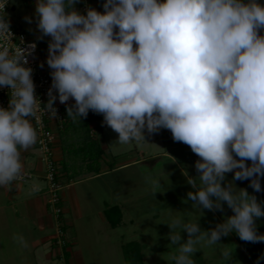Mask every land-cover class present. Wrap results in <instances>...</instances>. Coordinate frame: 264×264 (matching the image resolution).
I'll return each mask as SVG.
<instances>
[{
  "label": "clouds",
  "instance_id": "clouds-1",
  "mask_svg": "<svg viewBox=\"0 0 264 264\" xmlns=\"http://www.w3.org/2000/svg\"><path fill=\"white\" fill-rule=\"evenodd\" d=\"M7 3L0 0V9ZM76 3H36L41 38L50 37L52 85L43 113L57 118L58 99L74 121L89 111L102 114L120 145L146 141L145 130L167 129L199 157L198 176L187 181L194 189L187 200L210 211H223L226 203L233 215L210 230L172 217L166 224L169 246L178 253L172 256L175 264H195L197 251L220 244L232 232L245 242H264L256 225L264 204L233 182L250 180L251 188L262 190L264 5L258 0H105L103 12L88 8L82 14ZM12 36L9 20L0 16V87L10 95L8 107L0 106V187L24 179L21 150L38 142L32 120L41 123L42 102L33 69L26 66L30 53L10 47ZM233 172V181L225 184ZM149 183L153 191L161 185L159 179ZM14 239L27 247L22 235ZM232 253L225 245L223 258L230 260Z\"/></svg>",
  "mask_w": 264,
  "mask_h": 264
},
{
  "label": "rangeland",
  "instance_id": "rangeland-1",
  "mask_svg": "<svg viewBox=\"0 0 264 264\" xmlns=\"http://www.w3.org/2000/svg\"><path fill=\"white\" fill-rule=\"evenodd\" d=\"M36 3L37 0H10L6 16L12 26L36 41L39 54L44 56L48 53L50 37L41 38L42 34L37 28ZM26 18H31V22ZM261 31L263 33L264 29ZM92 126L94 128V123ZM73 138L72 135L61 137L57 131L54 146L62 145L64 139L68 143L74 140ZM145 139L144 143L133 141L130 146L120 145L116 143L118 134L105 124L100 134V140L106 147L101 158L102 164L108 165L114 161L113 155L116 157L115 161L121 163L137 157L138 150L153 152L171 145L168 139L154 142L153 138L147 135ZM67 143L65 144L68 145ZM170 153L174 154L173 149ZM152 164L150 168L143 163L128 164L99 178L85 175L74 179L72 188L78 195L80 204L78 212L72 209L70 204L71 210L66 213V218L67 222H72L73 225H65L64 231L66 229V236H77L74 244L77 245L73 250H78L77 253L81 254L80 264H127L122 245L129 241H135L139 246V253L135 257L136 264H175L172 256L178 253L175 246H169L170 228L166 224L172 217L182 216L184 222H199L202 230L213 229L221 223L219 219H226L221 215H213L210 210L193 207V202L187 200V193L194 191L187 182L188 178L196 177L188 167H184L181 172L168 158H162L160 166L157 163L153 167ZM149 179H159L161 185L153 191ZM113 186L122 188L120 192L123 195H113L110 189ZM68 189L70 187L65 188V191ZM118 195L123 206L121 222L112 227L101 221L98 210L103 199L110 203L117 202L115 198ZM234 234L237 238L238 234ZM181 235L186 241L187 233L182 231ZM219 243L197 251L192 256L195 264H222L224 258L217 252H222V244L232 250L229 264H235L238 260L235 257L237 246L231 242L229 236L222 237Z\"/></svg>",
  "mask_w": 264,
  "mask_h": 264
},
{
  "label": "crops",
  "instance_id": "crops-1",
  "mask_svg": "<svg viewBox=\"0 0 264 264\" xmlns=\"http://www.w3.org/2000/svg\"><path fill=\"white\" fill-rule=\"evenodd\" d=\"M89 2L92 8L103 12V4L105 0H77L75 8L79 11L80 7ZM259 3L264 5V0H258ZM261 35H264V31ZM48 54V53H47ZM105 125L103 119V125L101 130H97L95 127L93 131L100 141L104 151L106 147L100 140V134L103 126ZM57 133V132H56ZM147 137H152L153 141H161L168 139L171 145L162 150H156L150 152L147 150H138V156L135 158L127 159L121 163L115 161L113 155L112 162L108 165H103L101 155L99 159L100 168L98 171H86L83 162L74 155H67L62 149V145L54 146L55 158L58 164L59 178L64 183L62 189V218L65 225H73L72 222H67L66 213L72 209L78 212L80 201L78 195L73 190L72 185L75 178H79L85 175L94 176L99 178L102 175L108 174L113 170L127 166L128 164H145L147 168H150V162H153V167L162 160V158H168L181 172L184 167H188L194 176H198L195 168V163L199 159L195 155L190 147L184 143L176 142L172 138V133L167 129H160L155 134L145 133ZM144 143V141H143ZM130 146V143L128 144ZM173 149L174 154L170 153ZM37 145L27 151L21 150V160L24 165V171L32 173V176L24 181H15L13 184L7 187H0V264H80V253L74 251L76 248L75 239L77 236H66L64 231V240L71 241L70 244L64 246L62 236H59V222L57 216L53 212L52 205L48 202L47 184L43 176L44 165L37 151ZM104 153V152H103ZM117 155V154H115ZM63 159L68 163L67 169L63 167ZM249 165L251 162H248ZM70 174H74L70 177ZM234 172L228 173L226 176L225 184L229 181H233ZM198 179V178H197ZM237 188H246L251 195L257 197L260 202V197L264 194V178H261V191L256 192L250 187V180H236L233 181ZM70 187L68 191L65 188ZM35 189V190H34ZM113 195L121 193L122 188L118 186L110 187ZM120 195H123L122 193ZM127 196V194H125ZM125 198L127 199V197ZM117 202H108L107 199H103L99 207V215L102 222L109 224L105 216V209L112 205H118L123 211V206L119 202V195L115 198ZM69 201V205H67ZM105 203V204H104ZM71 204V206H70ZM213 215H221L224 217H230L233 212L228 208L227 204H224L223 211H211ZM223 223L225 220H220ZM110 225V224H109ZM257 228L264 225V217H260L256 220ZM263 230V229H262ZM261 232L260 230H257ZM235 232L230 233L228 236L232 243L236 247V260L235 264H255L246 253L243 246L238 242ZM23 236L27 242V247L22 246L14 237ZM220 246V245H219ZM223 250L224 244L221 245ZM218 254H222L217 250ZM217 254V253H216ZM222 264H229V260H223Z\"/></svg>",
  "mask_w": 264,
  "mask_h": 264
},
{
  "label": "built area",
  "instance_id": "built-area-1",
  "mask_svg": "<svg viewBox=\"0 0 264 264\" xmlns=\"http://www.w3.org/2000/svg\"><path fill=\"white\" fill-rule=\"evenodd\" d=\"M9 1L10 0H8V3L5 6V12L3 9H0V16H5L7 18L6 13ZM88 8H92V6L89 2H85L80 7L79 12L86 14ZM10 30L13 36L9 46L13 48L20 46L28 50L30 53L28 56V64L26 66L33 69V80L36 86V95L42 102L41 112L39 113L41 115V123L37 125L34 119L32 120V123L38 132V142L36 145L41 154L40 157L44 165L43 176L47 184L48 202L52 205L53 212L57 216L59 222V236H62L61 239L64 243V230L60 228L59 220L63 211L62 189L64 187V183L59 178L58 164L54 153L56 132L58 129L62 128L65 121L63 104H61L57 99L55 104V107L57 108V118L55 119H50L48 115L43 113V105H45L48 101V91L52 85V69H50L47 65L48 54H45L44 56L40 55L36 41L28 38L23 31L16 29L11 23ZM9 100V89L0 87V106L7 108ZM71 102L74 101L70 100L69 103ZM24 173V179L19 181H24L32 176L31 172L24 171Z\"/></svg>",
  "mask_w": 264,
  "mask_h": 264
},
{
  "label": "trees",
  "instance_id": "trees-1",
  "mask_svg": "<svg viewBox=\"0 0 264 264\" xmlns=\"http://www.w3.org/2000/svg\"><path fill=\"white\" fill-rule=\"evenodd\" d=\"M74 103V102H71ZM70 103V104H71ZM67 105L63 104V113L65 121L62 128L58 129V134L61 137L72 135L74 140L66 142L62 141V149L67 155H74L82 162L86 171H98L100 168L99 159L104 152V149L93 131L92 124L97 130H101L103 125V115L89 111L86 118H78L75 121L67 116ZM67 143L68 145H66ZM68 163L63 159V167L67 169ZM73 177L74 174H70ZM260 202L264 204V194L260 197ZM122 211L118 205H112L105 209V216L112 227H116L121 222ZM60 228L64 230L65 224L62 215L59 217ZM258 234H264V225L258 227ZM263 229V230H262ZM238 242L243 246L248 256L255 264H264V242L251 243L242 241L237 235ZM71 241L64 240V246L70 244ZM123 253L127 264H136L135 257L139 253L138 243L129 241L122 245Z\"/></svg>",
  "mask_w": 264,
  "mask_h": 264
}]
</instances>
